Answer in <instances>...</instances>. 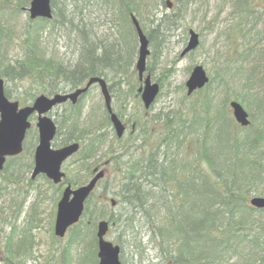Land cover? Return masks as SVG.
<instances>
[{
  "label": "trees",
  "instance_id": "1",
  "mask_svg": "<svg viewBox=\"0 0 264 264\" xmlns=\"http://www.w3.org/2000/svg\"><path fill=\"white\" fill-rule=\"evenodd\" d=\"M29 1L0 0V7L12 12L21 11ZM102 1L69 0L62 11L69 14L80 2L85 10L101 4L99 6H107L108 11L114 8L120 25L128 26L127 30L134 32L128 13L139 16L137 0H104L106 5ZM50 4L52 18L29 20L27 30L34 33L33 27L41 24L68 23L65 25L69 31L80 36L77 60L64 66L43 60L29 49L31 43L28 45L26 40L23 41L22 58L0 64V78L4 79L5 86L9 81L18 82L13 100L21 105L32 102L38 94L66 92L65 88L72 90L91 76L120 80L132 63L131 51H120L118 43L114 42L92 43L83 25L79 27L77 23L65 21L70 15L60 9L58 17L54 0H50ZM161 4L166 6L164 0ZM163 20L160 19L155 29L158 25L162 27ZM145 34L149 50L150 47L153 49L150 34ZM2 40L0 36V42ZM107 87L110 92V85ZM205 87L192 95H200ZM4 93L10 98L5 87ZM83 97L68 106L74 108ZM226 99L228 96L213 108L209 107L211 100L207 95L197 103L190 100L185 106L182 122L174 123L158 116H141V120H133L137 127L144 129L139 131L147 145L144 152L133 157L121 145L105 151L104 161L100 164L95 156L105 141L104 133L79 127L80 111L55 114L56 132L52 146L79 142L78 151L63 168L68 175L77 173L76 179L82 181L65 178L67 183L72 186L84 183L93 170L105 162L113 161L118 165L116 178L105 177L98 182L85 201L79 221L67 230V238L73 244L81 245L85 238L90 240L92 249L83 254L77 264H97L95 231L101 219L108 222L107 234L118 230L114 243L119 244L122 264L124 247L130 252L129 264H147L153 260H157L155 264H264V208L255 209L248 203L250 193L264 184V125L254 123L250 115L248 126L236 124L225 105ZM105 116L108 124L106 113ZM185 121H188V132L182 141ZM30 132L31 129L26 133L23 152L8 158L3 169L11 164L32 166L30 159L26 164L23 162ZM113 139L121 142L123 138L113 136ZM173 145L181 149L176 152L172 150ZM166 151L170 155L164 157ZM99 185L102 189L98 198L96 189ZM111 198L115 200L112 208L118 211L104 213L103 207ZM144 232L148 234L146 240ZM4 255V263L12 264L14 258L10 251Z\"/></svg>",
  "mask_w": 264,
  "mask_h": 264
},
{
  "label": "rangeland",
  "instance_id": "2",
  "mask_svg": "<svg viewBox=\"0 0 264 264\" xmlns=\"http://www.w3.org/2000/svg\"><path fill=\"white\" fill-rule=\"evenodd\" d=\"M240 1L177 0L174 1L175 6L171 11L161 4V0H137L138 21L145 33L154 31L163 15L171 16L165 19L160 28L166 38L165 42L156 51L150 47L151 52L146 59V73L159 85V93L146 113L142 111L144 107L140 97L132 99V94L139 86L134 69L138 47L136 34L120 25L114 8H110L113 11H108L107 6L101 9V4H94L89 9H84V21L78 26H84V32L92 43L114 42L118 43L119 49L122 47L124 51H131L129 57L132 63L127 66L124 81H119L118 78L112 80L110 76L105 78L107 85L111 87V106L115 111L122 113L120 118L126 125L122 137L124 140L121 143L129 146L130 152L142 153L147 146L140 137L135 136L138 133L135 126V138H128L133 120L141 116H158L172 122L178 118L183 121L187 102L191 100L197 103L206 95L214 107L218 106L225 96H228L226 106L229 100L238 101L254 123H258L259 114L264 110V0H247V5ZM68 2L69 0H54L56 11H62ZM102 2L106 5L104 0ZM80 5L82 6L81 2ZM27 7L28 5L25 8ZM25 8L12 12L0 7V36L3 37L0 42V64L20 60L25 52V40L28 45L31 43L29 49L38 58L49 59L63 66L75 61L80 36L74 31H69L67 25L59 23L54 26L41 24L40 27H33L36 31L33 36V33L27 30L29 18ZM59 15L60 12L58 17ZM189 29L198 34L199 43L195 49L180 56L188 41ZM195 65L203 67L209 82L200 95L187 96L185 82ZM6 84L10 98L14 99L18 82L9 81ZM80 104L82 113L79 127L91 131L100 130L105 135V141L95 156L100 164L104 161L105 151L119 145L113 142L114 130L105 124L104 101L97 84L89 88ZM56 112L63 113V105L57 106L49 113L53 120L56 119ZM30 120L33 125L27 136L29 144L25 149V164L31 160L37 144L35 116ZM184 124H188V121ZM173 146L172 150L176 152L181 149ZM32 166L27 168L24 165L19 167L11 164L6 170L0 171V264H5L3 259L7 251L13 255L12 264H77L80 257L92 249L89 238L77 245L68 240V231L62 238L53 234L56 204L66 181L54 185L44 175H37L31 180ZM117 167L113 161L106 165L107 179L116 178ZM65 173L66 178L82 181L76 179L77 173ZM101 187L99 185L96 189L98 198ZM249 196H264V184ZM103 208L107 213L118 211L109 203ZM144 234L146 240L148 234ZM117 236L118 230L114 229L108 232L106 239L114 243ZM114 244L119 245L118 242ZM124 250L122 260L124 264H129V249L124 247ZM152 252L153 250L150 251L151 254ZM156 261H148L147 264H155Z\"/></svg>",
  "mask_w": 264,
  "mask_h": 264
},
{
  "label": "water",
  "instance_id": "3",
  "mask_svg": "<svg viewBox=\"0 0 264 264\" xmlns=\"http://www.w3.org/2000/svg\"><path fill=\"white\" fill-rule=\"evenodd\" d=\"M167 8H170L172 2L167 0ZM29 19L36 18L50 19L52 17L50 0H30L26 8ZM131 23L136 32L138 40L137 58L135 69L138 80L142 85L138 88L141 92V100L144 108H149L158 94L159 86L156 82L151 81L150 76H145L146 57L149 54L148 40L143 33L138 20L131 15ZM198 45V34L193 30L188 31V41L180 53L185 55L195 49ZM208 82V76L201 65H195L186 82V94L190 95L193 91L201 89ZM97 84L100 88L104 100V107L109 114V119L117 138H120L124 132V125L119 118L112 112L110 105V94L106 82L98 76L89 77L84 86H79L68 93H55L52 96L45 94L37 95L30 105L20 107L17 101L9 100L4 94V80L0 78V170L3 168L6 157L19 154L22 151V142L26 130L31 123L29 117L36 114L37 127V145L33 153V168L31 178L38 174H44L54 184L61 182L64 173L60 170L63 161L71 157L79 148L77 142H71L58 148L51 147V141L55 134V124L46 114L52 107L69 101L75 103L78 97L84 94L88 88ZM228 105L231 114L240 126H248L250 121L248 113L243 106L235 101L230 100ZM104 176V170H99L84 184L72 188L66 184L63 188L60 198L56 204V212L53 225V234L57 237H63L68 227L75 224L84 208V202L94 189L97 181ZM114 206L115 201H110ZM249 204L254 208H264V196H252ZM108 230L106 220H100L96 226L98 264H121L119 260V246L113 244L105 238Z\"/></svg>",
  "mask_w": 264,
  "mask_h": 264
},
{
  "label": "bare ground",
  "instance_id": "4",
  "mask_svg": "<svg viewBox=\"0 0 264 264\" xmlns=\"http://www.w3.org/2000/svg\"><path fill=\"white\" fill-rule=\"evenodd\" d=\"M243 5H247V0H241L240 1ZM241 4V5H242ZM50 6H51V4H50ZM78 6V5H77ZM83 6V5H82ZM81 5H80V3H79V7H74V8H71L70 9V13L68 14V15H70L69 17H68V20H65V19H63V20H65V21H68V22H72V23H77L78 25H79V23H81V21L83 22L84 21V17H85V15H84V7H82ZM101 9H105V7H101ZM131 15H134L135 16V18L138 20V17L136 16V14L135 13H133V12H129L128 13V19H129V22H130V24L132 25V23H131ZM52 16H53V14H52ZM168 17V15L167 14H165V15H163L161 18L162 19H166ZM160 18V19H161ZM44 19H46V18H44ZM159 19V20H160ZM118 21H119V19H118ZM164 21V20H163ZM163 21H162V24H163ZM65 24H68V23H65ZM140 27H141V25H140ZM158 29H155L154 31H152V32H148L149 34H150V36H151V38H152V47H153V49H155V51H156V49H159V47H161L162 45H163V43L165 42V40H166V38H165V36L163 37V35H162V31L160 30V26L158 25ZM69 28V27H68ZM127 28H128V26H127ZM141 29H142V27H141ZM190 30V29H189ZM188 30V31H189ZM192 30V29H191ZM149 31V30H148ZM36 31L34 30V33H35ZM33 33V36H35V34ZM135 33V32H134ZM131 34V33H130ZM30 39V38H29ZM31 40V39H30ZM32 41V40H31ZM121 50H123L122 49V47H121ZM124 51V50H123ZM137 51H138V47H137ZM75 60H77V56H76V58H75ZM74 62V61H73ZM72 62V63H73ZM72 63H70L69 65H71ZM124 77H122L120 80H123L124 81V78H126V76H127V72L123 75ZM105 80V79H104ZM119 80V81H120ZM118 81V83H120ZM220 87L222 86L221 84L219 85ZM57 91H60V89H58ZM58 93H68L67 91L66 92H58ZM128 94V93H127ZM140 97V100H141V92L140 91H138V89L136 90V92H134L133 94H132V99H136V97ZM141 102H142V100H141ZM68 104H71V105H74L75 103H70L69 101H66L65 103H62V104H59L60 106L61 105H63V109H64V112L63 113H71V114H75V113H77V112H79L80 111V115H81V113H82V104H78L77 106H75L74 108H71L70 106H68ZM142 104H143V102H142ZM57 106H54V107H52V109H55ZM209 107L210 108H213L214 106H212V104L211 103H209ZM112 109V112L113 113H115V115L119 118V120H121V115H122V113L120 112V111H115L114 109H113V107L111 108ZM149 109V108H148ZM147 109L146 108H144V109H142V111H143V113H144V111H146ZM262 110V109H261ZM263 111V113L261 112L259 115V117H258V123L257 124H259V123H261L262 125H264V110H262ZM49 113L50 112H48L46 115L47 116H49ZM57 113V112H56ZM105 113H106V110H105ZM184 116V115H183ZM50 118H52L51 116H49ZM107 119H108V124H107V122H106V116L104 115V121H105V124H106V126H108V125H110L111 127H112V124H111V122H110V119H109V114L107 113ZM141 120V118H138V120ZM176 122H182V120H181V118H178L177 119V121ZM175 123V122H174ZM177 124H179V123H177ZM137 125L138 124H132V127H130V131H129V134H128V138L129 139H132L133 137H134V135H133V133H134V131H136V130H138V133L135 135L136 137H140L141 139H142V137H143V133H140L141 131H143L144 129H140L139 127H137ZM185 126L182 128V136H181V140L182 141H184V139H185V136H186V134H187V132H188V128L186 127L188 124H184ZM133 126H135V129L133 128ZM36 127V126H35ZM100 127H101V124H100ZM181 127V126H180ZM32 128V126L30 127V129ZM102 128V127H101ZM113 128V127H112ZM36 130H37V127H36ZM91 131V130H90ZM89 131V132H90ZM94 131V130H93ZM140 131V132H139ZM113 136L114 137H116V134L114 133L113 134ZM37 137H38V133H37ZM135 138V137H134ZM123 140L124 139H122V141L121 142H123ZM142 141V140H141ZM113 142L114 143H116V144H118L119 146H117V147H115V148H118V147H120L121 145L125 148V150H127V152L131 155V156H133V157H135V156H137V155H139V154H142L143 152H144V150H145V148L143 149V152L142 153H140V152H138V151H135V152H130V147L129 146H126V144H124V143H119L118 141H115L114 139H113ZM114 147H112V148H110V149H115ZM168 155H170V152L169 151H166L165 153H164V157L165 156H168ZM72 157V156H71ZM71 157H69L68 159H66L65 161H63L62 162V164H61V171L64 173V176L62 177V179H61V181H63L64 180V178H65V176H66V173H65V171H64V168H63V166L65 165V163H67V161L71 158ZM31 162H33V156H32V158H31V160H30ZM32 180V179H31ZM50 182L52 183V184H54L51 180H50ZM61 184V182H59V183H57V184H54V185H60ZM114 206H115V204H114ZM113 206V207H114ZM103 212L105 213H107V210H104L103 209Z\"/></svg>",
  "mask_w": 264,
  "mask_h": 264
}]
</instances>
